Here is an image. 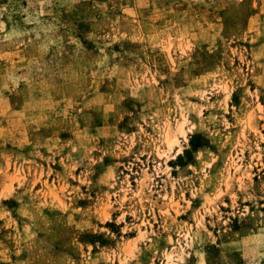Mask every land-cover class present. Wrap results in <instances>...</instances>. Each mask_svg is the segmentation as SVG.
<instances>
[{
	"label": "clouds",
	"instance_id": "9594fccd",
	"mask_svg": "<svg viewBox=\"0 0 264 264\" xmlns=\"http://www.w3.org/2000/svg\"><path fill=\"white\" fill-rule=\"evenodd\" d=\"M20 3L0 0V264H264L262 0Z\"/></svg>",
	"mask_w": 264,
	"mask_h": 264
},
{
	"label": "rangeland",
	"instance_id": "374dc122",
	"mask_svg": "<svg viewBox=\"0 0 264 264\" xmlns=\"http://www.w3.org/2000/svg\"><path fill=\"white\" fill-rule=\"evenodd\" d=\"M3 2H6V0H3ZM262 3H264V0H262ZM21 6H26V0H21L20 4L14 5V7H21ZM120 14L131 16L132 15L131 7L130 6L129 7H125ZM13 16H14V19H18L19 18V13H14ZM256 23H257V21H256L255 16L254 15H250L248 17L247 21H246L245 31L246 32L250 31L251 28H252V25H254ZM81 26H83V25H81ZM252 43H253V41H251V40H248L247 42H244L243 40L241 41V44L246 46V47H248V48L251 47ZM239 59L240 58L238 57L237 61H236L237 63H239ZM262 103H264V98H262ZM248 119H249V121H252L254 118L251 115H249ZM261 122L264 123V121H261ZM261 146H264V133H261ZM245 155H247V154L245 153ZM253 171H255V169H253ZM193 219H195V218L193 217Z\"/></svg>",
	"mask_w": 264,
	"mask_h": 264
}]
</instances>
